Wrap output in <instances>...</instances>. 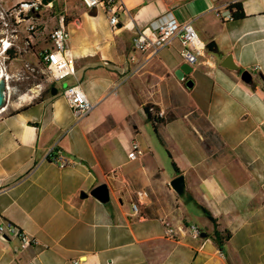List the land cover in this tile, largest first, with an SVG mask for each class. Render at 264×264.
I'll use <instances>...</instances> for the list:
<instances>
[{
  "label": "crops",
  "instance_id": "0c3cea01",
  "mask_svg": "<svg viewBox=\"0 0 264 264\" xmlns=\"http://www.w3.org/2000/svg\"><path fill=\"white\" fill-rule=\"evenodd\" d=\"M44 1L32 45L39 53L52 48L50 34L65 16L76 59L68 85L81 84L94 108L78 120L57 85L66 78L53 79V89H36L19 111L0 117V223L38 241L0 237V264H264V0H116L115 27L102 7ZM236 3L245 17L223 21L219 12ZM168 12L191 21L207 45L183 79L179 40L155 54L133 45L139 30ZM229 55L239 70L221 65ZM147 104L164 119L157 127ZM136 113L172 147V172L153 151L138 161L149 163L141 170H123L136 160L127 155L123 163L116 147L108 151L120 120H132L131 138H120L127 152L142 136ZM53 148L73 164L51 162ZM178 176L180 191L171 186ZM102 183L106 201L92 195Z\"/></svg>",
  "mask_w": 264,
  "mask_h": 264
},
{
  "label": "built area",
  "instance_id": "2783aa9c",
  "mask_svg": "<svg viewBox=\"0 0 264 264\" xmlns=\"http://www.w3.org/2000/svg\"><path fill=\"white\" fill-rule=\"evenodd\" d=\"M89 8L102 7L110 15V22L115 27L118 25L117 1L116 0H82ZM45 7L44 0H21L13 7L6 9L0 4V78L8 80L2 65H5L7 51L12 47L15 40L19 38L20 26L25 25L28 31L34 33L41 32L40 24L36 20V15ZM233 9L227 7L219 12L223 21L233 20ZM150 30V32H148ZM53 47L42 53L43 62L51 78L61 80L76 72V59L70 51L71 31L68 28L65 16L61 15L58 25L50 34ZM179 40L182 45L181 55L187 63L195 66L199 63V56L203 55L207 49L206 43L200 38L191 21L181 22L173 12H168L154 21L148 28L139 30L133 38L135 49L147 54H155L160 49L170 45L173 41ZM134 59V57H133ZM264 90V81L262 82ZM78 120L88 116L94 108L93 103L88 99L81 84H69L63 91ZM146 155L145 149L137 141H133L128 152L130 160H138ZM49 160L61 167L69 166L72 163L60 148H53L49 155ZM140 205L135 203L133 210L139 213ZM190 230L195 236H200L198 227L192 226ZM166 232L170 237L175 236V228L167 225ZM21 238L25 245H31L38 241L26 234L17 225L7 222L0 223V237L6 239L8 236ZM81 260H75V264H80Z\"/></svg>",
  "mask_w": 264,
  "mask_h": 264
},
{
  "label": "rangeland",
  "instance_id": "374dc122",
  "mask_svg": "<svg viewBox=\"0 0 264 264\" xmlns=\"http://www.w3.org/2000/svg\"><path fill=\"white\" fill-rule=\"evenodd\" d=\"M18 33L19 38L15 40L12 45V47H16V50L18 51V58L10 59L6 57L5 65H2L9 78L7 80L8 89L6 105L4 107L5 110L0 113V117L19 111V107H22L31 100L29 94L33 95L36 89H44L43 92H45L50 89L52 85L51 81L53 80V78L50 77L45 65L35 59V52H39V50L41 49L36 50V46L32 45L30 35H33V33L28 31L26 27L23 32L21 31L20 33L19 30ZM23 33H26L27 36H25V34L23 35ZM27 38L29 39V44L25 43V40ZM73 79L74 78L69 77L62 81H58L57 85L62 88L67 87L68 83ZM40 86L42 87L40 88ZM101 112L102 110L97 109L92 114L98 115ZM140 115L141 114L139 113L133 115V120L140 125L143 131L142 136L137 138L136 141L148 153H151V151H153L154 153H159L160 159L163 163V168H165L168 172H172L174 168L172 160L168 155L169 152L172 153V147L170 146L171 148H169V146H165V144L161 143L157 137V133L153 124L143 120ZM202 122L205 123L203 120ZM116 126L118 129H122L120 131L121 133L119 132V134L117 135L118 138L116 140L107 139L109 140V142L107 143V148L108 151H110L111 149H114L116 147L117 153H120L121 158L123 159H121V162H123L126 160V157L128 155H124V153L128 152L125 150V147H121L122 142H120V138L121 135L128 139L131 138L132 134L134 133L132 120H120L119 124ZM106 134L108 135L109 132H106ZM149 147H151L152 150L149 149ZM140 160L141 159L125 164L123 170H136L137 168L141 170L143 167L149 166V163H147V161L144 163H140L138 162Z\"/></svg>",
  "mask_w": 264,
  "mask_h": 264
},
{
  "label": "water",
  "instance_id": "95a60500",
  "mask_svg": "<svg viewBox=\"0 0 264 264\" xmlns=\"http://www.w3.org/2000/svg\"><path fill=\"white\" fill-rule=\"evenodd\" d=\"M222 66L230 69V70H239V66L234 62L233 56L229 55L227 56L224 61L221 63ZM192 70V67L189 63H185L178 71H176V74L179 78H184L185 74L190 72ZM242 78L246 81H249L251 79L249 72L244 71ZM187 86L192 87L194 82L192 79L187 81ZM7 89L8 84L5 77L0 78V110L3 109L6 105L7 100ZM171 186L176 189L177 191H180L183 186V176H178L171 182ZM92 195L97 197L101 201H106L110 197L109 188L106 183H102L101 185L97 186L92 191ZM83 197L87 196V193H82Z\"/></svg>",
  "mask_w": 264,
  "mask_h": 264
},
{
  "label": "trees",
  "instance_id": "16d2710c",
  "mask_svg": "<svg viewBox=\"0 0 264 264\" xmlns=\"http://www.w3.org/2000/svg\"><path fill=\"white\" fill-rule=\"evenodd\" d=\"M231 9H233V16L234 19H239V18H243L245 17V12L243 9V6L239 3H236L234 5L231 6ZM25 43L29 44V39L27 38L25 40ZM213 43H211L210 45H212ZM35 55L38 57V61H40L41 63H43L45 65V63L43 62V58H42V53L39 52H35ZM7 56L10 59H14V58H18V51L16 50V47H11L8 51H7ZM51 89H53V86H51ZM153 107V105L151 104H147L144 107V110L147 114V118L151 121L154 122L155 127H157V124L160 122H163L164 119L162 117L159 116V114H157V112L155 111V109ZM175 168H177L176 164L174 163Z\"/></svg>",
  "mask_w": 264,
  "mask_h": 264
},
{
  "label": "bare ground",
  "instance_id": "6f19581e",
  "mask_svg": "<svg viewBox=\"0 0 264 264\" xmlns=\"http://www.w3.org/2000/svg\"><path fill=\"white\" fill-rule=\"evenodd\" d=\"M4 109V108H3ZM1 111H3L2 109L0 110V113H1Z\"/></svg>",
  "mask_w": 264,
  "mask_h": 264
}]
</instances>
